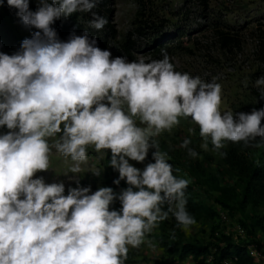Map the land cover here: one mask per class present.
<instances>
[{"label": "clouds", "instance_id": "clouds-1", "mask_svg": "<svg viewBox=\"0 0 264 264\" xmlns=\"http://www.w3.org/2000/svg\"><path fill=\"white\" fill-rule=\"evenodd\" d=\"M99 2L37 0L31 11L29 0H6L36 31L14 54L0 52V127L8 129L0 134V264H125L129 246L139 248L169 214L188 231L196 223L187 210L189 181L173 175L155 139L180 118L199 127L205 150L209 143L215 151L225 142L264 146V107L222 113L217 78L176 71L164 50L162 59L128 62L97 47L87 30L59 40L52 25L76 12H91L88 27L103 29L107 20L92 12ZM254 87L264 100V75ZM189 144L185 139L181 147L196 158ZM89 146L110 150L109 166L119 174L113 183L123 180L126 188L77 186L65 195L63 183L33 178L49 170L53 148L73 162L70 172L80 173ZM149 149L154 163L143 170L129 163L145 161ZM116 200L120 209L110 210Z\"/></svg>", "mask_w": 264, "mask_h": 264}, {"label": "rangeland", "instance_id": "rangeland-1", "mask_svg": "<svg viewBox=\"0 0 264 264\" xmlns=\"http://www.w3.org/2000/svg\"><path fill=\"white\" fill-rule=\"evenodd\" d=\"M92 12L104 17L107 24L101 30L90 28L93 32L89 33V37L95 38L100 49L109 50L112 58L122 56L128 62L144 58L147 62L162 59L164 50L176 71L187 72L204 81L217 78L222 85V113L238 112L246 102L257 96L256 99L264 103L254 87L255 80L264 75V0H100ZM91 19L92 13L89 12L87 22ZM10 28L19 46L36 31L31 27ZM87 28L78 35H82ZM7 131L6 127H0V134ZM155 139L159 149L168 154L167 160L173 173L193 184L197 200L217 214L213 220L196 222L188 231L181 229L184 242L206 247L210 257L217 244H222L227 231L220 214L226 215L233 223L244 220L246 225H250L246 215H242L237 207L233 206L230 213L218 201L220 192L217 188L228 186L237 195L241 184L231 172L227 173L221 167L218 151L213 150L210 143L207 150L201 147L199 127L191 118H180L179 124L171 131L165 130ZM185 139L190 140L188 147L198 153L196 158L189 156L188 150L181 147ZM49 142L52 143L51 140ZM153 151L149 149L142 163L132 160L129 163L143 170L148 163H154ZM110 159V150L96 152L89 146L87 162L81 165V172L72 173L69 171L73 164L70 158L53 148L49 154V170L38 172L33 178L43 177L48 184L63 183L65 195L69 187L77 186L89 187L91 192H95L101 187H108V181L118 178V172L109 166ZM196 161L202 163L204 169L199 180L187 168ZM219 170L223 174H219ZM95 171H100V174H93ZM213 178L215 182H212ZM113 187V191L119 193L127 185L121 180ZM235 200L238 199L233 198L234 204ZM256 214L264 216V204ZM161 235L164 234L159 224L139 248L129 246L130 264H195L191 257L179 260L178 254L166 253L156 242ZM249 238L260 240L264 238V233L256 231L255 237L250 235Z\"/></svg>", "mask_w": 264, "mask_h": 264}, {"label": "trees", "instance_id": "trees-1", "mask_svg": "<svg viewBox=\"0 0 264 264\" xmlns=\"http://www.w3.org/2000/svg\"><path fill=\"white\" fill-rule=\"evenodd\" d=\"M37 6V0H29L31 11H35ZM87 18L88 13L76 12L68 17L62 16L59 20L55 21L52 27L56 30L59 39L67 41L70 34L74 32L78 35L82 29L88 26ZM11 26L19 29L27 27L21 23L20 18L16 15V9L9 8L6 0H4L3 5L0 6V52L8 55L17 52L20 47L18 39L11 31ZM87 31L93 32L90 28ZM255 99L246 102L238 112L249 113L253 108L259 109L264 107V103L261 104L258 99ZM262 124H264V121H262ZM221 152L226 155H221ZM217 158L220 161L221 167L225 168L227 173L231 172L232 176L241 184V191L237 195H234V191L228 186L217 188L220 192V200L218 201L222 208L228 209L231 213L234 206L240 210L242 215H246V219L250 222V225H246L244 220H241L239 224L246 230L248 236L252 235V237H255L256 231L264 233V216L259 217L256 214L257 210L264 204V146L254 147L251 145L245 146L242 142L235 144L225 142V147L217 152ZM211 161L209 160V162ZM187 168L190 174L197 180L204 173L202 163L198 161L194 162L191 166L187 165ZM218 173L223 174L222 170H219ZM173 175L179 178L177 173H173ZM212 182H215L214 178ZM106 185L112 189L115 186L112 181H108ZM185 196L187 210L196 222L202 219L213 220L217 215L212 208H208L204 203L197 200L193 184H188ZM233 198L238 199V201L235 200V204ZM120 207L119 201L116 200L110 205V210L118 211ZM247 209H249V213H246ZM160 230L164 235L157 237L156 242L166 253L178 254L179 260L191 257L195 264H206L204 259L208 255V249L198 243L184 242V234L181 228L177 227L176 221L171 214H169L168 219L160 223ZM222 240L221 243L223 244H217L215 248L216 254L213 256L212 264H220L221 260L232 256L238 258L236 264H253V261L247 256L245 249L233 245L230 238L224 235ZM168 241L170 244H168ZM130 263L131 257H129L128 253L125 264Z\"/></svg>", "mask_w": 264, "mask_h": 264}, {"label": "built area", "instance_id": "built-area-1", "mask_svg": "<svg viewBox=\"0 0 264 264\" xmlns=\"http://www.w3.org/2000/svg\"><path fill=\"white\" fill-rule=\"evenodd\" d=\"M227 221L226 217H223ZM226 235L231 238L233 245L245 249L247 256L253 261V264H264V239H248L244 229L238 224L227 225ZM212 257H208L206 263H211ZM236 256L228 257L220 261V264H236Z\"/></svg>", "mask_w": 264, "mask_h": 264}]
</instances>
